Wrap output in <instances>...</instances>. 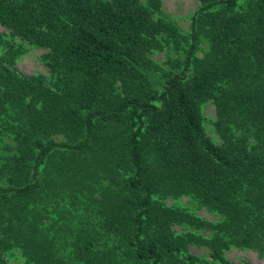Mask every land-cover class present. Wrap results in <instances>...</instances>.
<instances>
[{
    "label": "trees",
    "instance_id": "obj_1",
    "mask_svg": "<svg viewBox=\"0 0 264 264\" xmlns=\"http://www.w3.org/2000/svg\"><path fill=\"white\" fill-rule=\"evenodd\" d=\"M197 1L182 33L159 0H0V264L264 259V0Z\"/></svg>",
    "mask_w": 264,
    "mask_h": 264
},
{
    "label": "rangeland",
    "instance_id": "obj_2",
    "mask_svg": "<svg viewBox=\"0 0 264 264\" xmlns=\"http://www.w3.org/2000/svg\"><path fill=\"white\" fill-rule=\"evenodd\" d=\"M198 5L197 0H159V7L157 14L162 16L166 20L172 21L180 32H187L189 25V16L196 9ZM156 15V14H155ZM6 30L0 26V33H5ZM17 41V39L15 40ZM201 50H204V43H201ZM44 49L34 47L30 45H24L23 52L18 56L14 63V67L20 74L31 76V75H42L47 76V67L43 61ZM200 55V51H196ZM175 56L172 49L162 48L159 50H153L150 53V57L155 62H158L162 66H166L165 59L167 56ZM201 115L203 117L207 133L210 132V119L213 118L214 109L210 101H207L201 105ZM55 140H58L60 136L54 135ZM179 201L191 209L195 214L209 220H214L215 215L205 210L203 207H199L196 203L190 200L186 196L179 198ZM164 202L170 203L171 199H164ZM179 229V228H176ZM191 253L197 255H203L206 253V249L203 247L189 246ZM225 257L235 264H264V259L258 257L255 251L250 249H238L235 247L230 248L224 252ZM11 264H16L18 260L11 259Z\"/></svg>",
    "mask_w": 264,
    "mask_h": 264
}]
</instances>
